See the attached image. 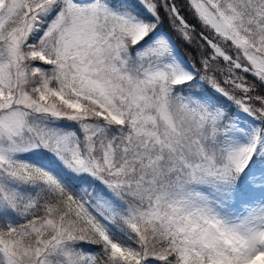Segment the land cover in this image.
<instances>
[{"label":"snow or ice","instance_id":"snow-or-ice-1","mask_svg":"<svg viewBox=\"0 0 264 264\" xmlns=\"http://www.w3.org/2000/svg\"><path fill=\"white\" fill-rule=\"evenodd\" d=\"M0 264H264V0H0Z\"/></svg>","mask_w":264,"mask_h":264}]
</instances>
